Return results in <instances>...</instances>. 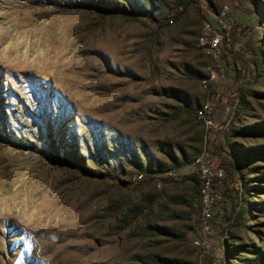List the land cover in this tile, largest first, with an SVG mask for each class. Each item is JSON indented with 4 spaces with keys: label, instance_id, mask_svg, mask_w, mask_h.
Segmentation results:
<instances>
[{
    "label": "rangeland",
    "instance_id": "rangeland-1",
    "mask_svg": "<svg viewBox=\"0 0 264 264\" xmlns=\"http://www.w3.org/2000/svg\"><path fill=\"white\" fill-rule=\"evenodd\" d=\"M263 263L264 0H0V264Z\"/></svg>",
    "mask_w": 264,
    "mask_h": 264
},
{
    "label": "built area",
    "instance_id": "built-area-1",
    "mask_svg": "<svg viewBox=\"0 0 264 264\" xmlns=\"http://www.w3.org/2000/svg\"><path fill=\"white\" fill-rule=\"evenodd\" d=\"M229 7L225 5L218 15L216 20L219 26L225 27V19L228 15ZM224 35L218 32H212L211 23L205 24L204 32L198 37V45L205 50L207 54L214 57H219L222 53V42ZM215 79V75L211 74L208 78L203 79L202 83L206 87L210 81ZM196 115L201 120L207 129L215 127V123L209 116V105L203 104L200 106ZM195 176L199 181V196L201 213L198 223V236L193 241V246L201 256L207 251L208 240L214 234L212 220L213 211L219 200L217 192V184L221 182L225 173L222 168L216 167L212 161L211 153L204 147L202 151L194 158ZM170 176H174L172 171ZM144 178L143 173L135 175L134 180L140 181Z\"/></svg>",
    "mask_w": 264,
    "mask_h": 264
},
{
    "label": "trees",
    "instance_id": "trees-1",
    "mask_svg": "<svg viewBox=\"0 0 264 264\" xmlns=\"http://www.w3.org/2000/svg\"><path fill=\"white\" fill-rule=\"evenodd\" d=\"M123 12H126V10L123 9ZM186 110H187V109H186ZM195 181H196L197 184H199V181H198L197 178H195ZM217 185H218V184H217ZM233 217H234V216H233ZM232 219H233V218H232ZM230 224H231V223H230ZM263 264H264V263H263Z\"/></svg>",
    "mask_w": 264,
    "mask_h": 264
}]
</instances>
